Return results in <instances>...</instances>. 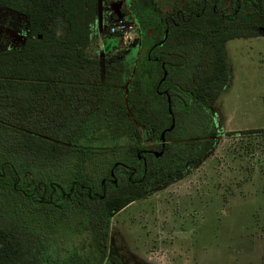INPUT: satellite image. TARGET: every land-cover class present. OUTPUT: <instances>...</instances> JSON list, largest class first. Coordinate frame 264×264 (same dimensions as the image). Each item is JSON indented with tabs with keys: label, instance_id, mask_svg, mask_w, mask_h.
Returning a JSON list of instances; mask_svg holds the SVG:
<instances>
[{
	"label": "trees",
	"instance_id": "16d2710c",
	"mask_svg": "<svg viewBox=\"0 0 264 264\" xmlns=\"http://www.w3.org/2000/svg\"><path fill=\"white\" fill-rule=\"evenodd\" d=\"M136 2L139 42L158 58L148 68L140 43L120 50L119 36L102 39L101 56L98 0H0L28 29L20 48L0 51V264H124L109 253L112 216L153 174L183 177L221 136L211 107L229 83L224 44L264 31V0ZM160 63L175 128L140 178L126 168L170 119L156 94ZM110 158L118 182L104 188Z\"/></svg>",
	"mask_w": 264,
	"mask_h": 264
},
{
	"label": "rangeland",
	"instance_id": "374dc122",
	"mask_svg": "<svg viewBox=\"0 0 264 264\" xmlns=\"http://www.w3.org/2000/svg\"><path fill=\"white\" fill-rule=\"evenodd\" d=\"M116 1L98 0L102 57ZM27 36L25 18L0 8V51L20 48ZM129 45L121 41L120 50ZM224 50L229 83L211 107L221 136L183 177L153 174L146 193L112 216L109 253L124 264H264V132L248 133L264 130V31Z\"/></svg>",
	"mask_w": 264,
	"mask_h": 264
},
{
	"label": "flooded vegetation",
	"instance_id": "af4514ba",
	"mask_svg": "<svg viewBox=\"0 0 264 264\" xmlns=\"http://www.w3.org/2000/svg\"><path fill=\"white\" fill-rule=\"evenodd\" d=\"M131 3H132V0H117L116 2H114V4H113L114 13L112 15V18L115 19V18H118V17L119 18H125V17L132 16L131 11L129 9ZM136 3H138V5L141 8H144L146 6H148V7H156V4H155L156 0H143L142 4H140L138 1ZM225 6H226V2H224V4H223L224 8H225ZM205 7H206V5L203 6V8H205ZM213 10H215V9H213ZM237 10L235 12H237ZM228 11L230 12L231 9H228L227 12ZM165 23H166V20H165ZM166 33H167V31L165 32L164 37H166ZM138 43H140V42H138ZM139 45H140L139 54L142 55L143 58H145V63L143 64L144 68H148L147 65H149V62L151 60H154V62L157 63L158 58L154 57V53L155 52L151 51L147 47H143L142 43H140ZM154 45H157V48H161L162 47V43H159V42L154 44ZM160 55H162V54H160ZM146 62H148V64ZM156 68L158 69V72H160V76L157 77V81H156L157 86H158L157 89H156V94L158 96H160L161 98H164V100L166 102V111H167L168 117L170 118L167 121V124H165V126L163 128V133L162 134L164 135V133H170L175 128V116L173 114V111H172V108H171V105H170V97L166 93L168 90H163V89L159 88V86L164 84L165 81H166V78H167V75H168L167 66L165 67L164 63H162V64L160 63V65L156 66ZM157 69H155V70L157 71ZM176 73L177 72H175V74ZM186 127H188V126H186ZM169 143H171V142H166L165 138H164V141H162V139H160L159 142L144 143V149L141 151L142 154H141V156L138 157V167L133 168V167L127 166L129 168H126V171H129V170H135V171L138 170V171H140L141 170L143 173H141L139 175H138V173H135L134 175H137L140 178L143 177L145 175V172L147 171V169L150 166L152 167L153 162L155 160H158L162 156V151H157L155 149L157 147V145H159L161 148H163L166 144H169ZM117 182H118V180L115 177V173H114L113 169H110L109 172L101 179V184H102V186L104 188H106V183L107 184L111 183L114 186V185L117 184ZM104 193L105 192L103 191V194Z\"/></svg>",
	"mask_w": 264,
	"mask_h": 264
},
{
	"label": "built area",
	"instance_id": "2783aa9c",
	"mask_svg": "<svg viewBox=\"0 0 264 264\" xmlns=\"http://www.w3.org/2000/svg\"><path fill=\"white\" fill-rule=\"evenodd\" d=\"M108 34L119 36L120 40L127 43H138L141 39L140 28L132 16L115 18L108 27Z\"/></svg>",
	"mask_w": 264,
	"mask_h": 264
},
{
	"label": "water",
	"instance_id": "95a60500",
	"mask_svg": "<svg viewBox=\"0 0 264 264\" xmlns=\"http://www.w3.org/2000/svg\"><path fill=\"white\" fill-rule=\"evenodd\" d=\"M173 127V126H172ZM162 141H164V135L161 136Z\"/></svg>",
	"mask_w": 264,
	"mask_h": 264
}]
</instances>
